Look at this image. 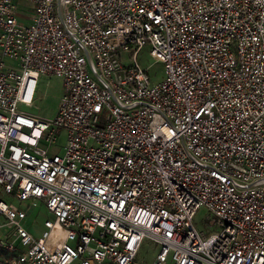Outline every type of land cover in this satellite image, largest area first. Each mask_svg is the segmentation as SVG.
Listing matches in <instances>:
<instances>
[{
    "label": "built area",
    "instance_id": "built-area-1",
    "mask_svg": "<svg viewBox=\"0 0 264 264\" xmlns=\"http://www.w3.org/2000/svg\"><path fill=\"white\" fill-rule=\"evenodd\" d=\"M44 74L53 120L21 109ZM0 186L53 217L36 237L0 199L8 264H144L146 238L151 264H264V0H0Z\"/></svg>",
    "mask_w": 264,
    "mask_h": 264
},
{
    "label": "rangeland",
    "instance_id": "rangeland-1",
    "mask_svg": "<svg viewBox=\"0 0 264 264\" xmlns=\"http://www.w3.org/2000/svg\"><path fill=\"white\" fill-rule=\"evenodd\" d=\"M151 45H146L137 55V61L144 68L147 69L151 76L152 85L161 82L165 77V66L162 62L156 60V58L151 56ZM124 59L129 65L132 62V57L129 53L124 54ZM63 96V80L57 76H51L44 74L39 79L37 96L34 104L32 106L23 105L21 109L24 112L38 116L43 119L53 120L56 118L59 111L60 100ZM104 121V120H102ZM44 145H42L43 147ZM67 146V133L62 131L59 135L58 141L49 147L50 155L59 154L63 156L65 154ZM0 199H3L7 203H12L19 206L28 213V217L22 222L23 226L28 229L36 237L43 236L46 228L44 226L46 220L52 219V215L48 212L46 207L38 202L35 207L30 206L27 203H20L18 200L14 199L8 194H5L2 187L0 186ZM209 211L206 208H201L194 219V224L196 228L200 231L206 232V234L219 232L220 227L210 228L206 224V218ZM4 222V218L0 217V224ZM1 231L5 236L11 235L14 231L13 228H9L7 225L4 226ZM18 250L22 249L19 243L15 244ZM158 245L154 240L146 238L140 248L137 261L144 264H151L158 253ZM9 254L3 253L0 257V264H8L5 262ZM166 264H174L172 255L169 256Z\"/></svg>",
    "mask_w": 264,
    "mask_h": 264
},
{
    "label": "bare ground",
    "instance_id": "bare-ground-1",
    "mask_svg": "<svg viewBox=\"0 0 264 264\" xmlns=\"http://www.w3.org/2000/svg\"><path fill=\"white\" fill-rule=\"evenodd\" d=\"M57 230V229H56Z\"/></svg>",
    "mask_w": 264,
    "mask_h": 264
}]
</instances>
